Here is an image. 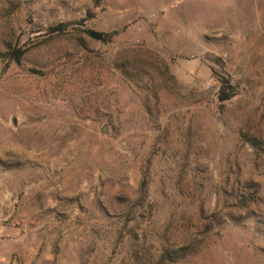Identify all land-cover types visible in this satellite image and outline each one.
I'll use <instances>...</instances> for the list:
<instances>
[{
  "label": "rangeland",
  "instance_id": "374dc122",
  "mask_svg": "<svg viewBox=\"0 0 264 264\" xmlns=\"http://www.w3.org/2000/svg\"><path fill=\"white\" fill-rule=\"evenodd\" d=\"M0 264H264V0H0Z\"/></svg>",
  "mask_w": 264,
  "mask_h": 264
},
{
  "label": "trees",
  "instance_id": "16d2710c",
  "mask_svg": "<svg viewBox=\"0 0 264 264\" xmlns=\"http://www.w3.org/2000/svg\"><path fill=\"white\" fill-rule=\"evenodd\" d=\"M95 2H96V4H98L100 2V0H95ZM67 26H68L67 23H59L56 25L49 26L48 30H49V32H52V33L53 32H64V31H66ZM108 36H109L108 34H103L101 39H106V37H108ZM23 53H24V51L18 50L16 52L12 53V55H13V58L15 60H18L22 56ZM219 95H223V97H226L223 100H230L235 96V94H233V93H226V92L220 93Z\"/></svg>",
  "mask_w": 264,
  "mask_h": 264
},
{
  "label": "water",
  "instance_id": "95a60500",
  "mask_svg": "<svg viewBox=\"0 0 264 264\" xmlns=\"http://www.w3.org/2000/svg\"><path fill=\"white\" fill-rule=\"evenodd\" d=\"M90 35H91V37H93L94 39H101L102 38V36H103V33L102 32H99V31H95V30H91L90 31ZM226 97H223V95H219V100H223V99H225ZM104 130H105V127H104V129H103V132H104Z\"/></svg>",
  "mask_w": 264,
  "mask_h": 264
}]
</instances>
